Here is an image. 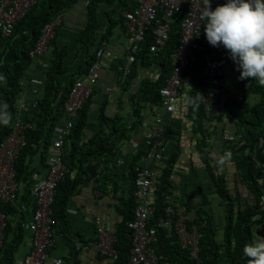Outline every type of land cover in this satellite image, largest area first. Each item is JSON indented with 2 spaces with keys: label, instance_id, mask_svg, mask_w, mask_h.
<instances>
[{
  "label": "trees",
  "instance_id": "1",
  "mask_svg": "<svg viewBox=\"0 0 264 264\" xmlns=\"http://www.w3.org/2000/svg\"><path fill=\"white\" fill-rule=\"evenodd\" d=\"M77 1L36 0L32 9L17 23L13 34L3 37L0 47V77H2L0 105L7 104L9 113V122L0 124V146L12 135L19 122L26 126L23 132L26 144L15 162L17 198L15 202L3 204L1 207L6 216V228L4 245L0 251V264L16 263V254L25 241L26 233L30 232L25 228V222L28 220H25L26 209L23 207L29 204L34 196L36 181L33 180V175H44L49 169L50 152L58 136V129L65 121H67L66 127L69 123L73 124L71 130L63 129L65 132L62 148L63 163L69 172L59 183L53 211L54 218L58 222L55 229L65 224L64 231L68 234L69 241L73 243L71 226L67 219L72 197L81 187L98 179L104 170H110L123 142L130 141L133 134H139L142 128L146 129L145 142V133L158 116L164 115L166 122L169 117L164 113L160 89L167 84L173 71L171 55L178 48V32L182 26V19H176L172 26L170 41L158 55L150 52V46L153 44L151 30L138 50L127 51L135 57V62L129 65L128 73L124 70L127 73L124 80L127 96L125 101L122 97L118 101L120 111L116 113L109 111L112 95L104 93V90L97 86L99 77H92L90 72L99 63L98 52L106 47L104 42L106 40L100 33L105 22L101 19L102 6L114 3L118 6L117 13L111 16L112 19H108L110 22L108 35L116 26L123 23L125 12L137 8V0L90 1L87 8L88 22L80 33L77 45L78 53L82 51L86 53L83 60L77 58L78 53H75L70 45L58 46L57 41L61 32V24H58L56 35L49 45V49L54 45L57 47L53 52L50 66L43 73L45 80L43 91L38 95L34 94V86L26 80L33 66L32 52L37 48L45 26L59 19ZM222 1L224 4L225 0ZM127 47L128 41L126 49ZM206 53L217 58L226 71L225 84L219 85L220 94L216 95L211 105L205 102V98L212 90L203 77ZM141 71H146L147 76L142 78ZM156 72L161 73V79L154 82L149 76ZM187 76L191 78L190 84L181 90V97H185L184 100L188 101L183 118L190 123L195 138L196 153L211 179L215 193L221 200L220 206L225 212L224 227L219 229V225L215 223L210 209L212 206L210 199L198 205L192 204L191 201L180 203L176 200L173 191L174 178L182 156L180 141L182 134L180 131L170 134L167 122L163 140L167 147V137L171 138V146L176 150L170 155L168 152L160 153L163 156V165L157 163L153 156L155 155L153 148L147 147L146 143L132 158L129 174L133 185L124 202V207L127 204L126 209H121L123 221L117 225V229H108L115 236L113 246L117 257L106 256L99 250L100 236L99 228L97 229L98 251L108 262L107 264H130L134 232L129 227V223L136 218L137 202L134 195L137 190L136 178L137 173L143 170L153 172L154 186L148 198L155 208L150 220L152 225H156L171 206L176 210L175 221L179 219L182 209H186L188 214L196 211L197 224L205 223L201 242V261L193 260L189 252L181 248L176 234L170 236L167 234V229H159L156 243L158 247L155 244L153 247H157V253L166 256L170 264H249L248 258L243 254V248L254 239L255 235L261 237L260 229L264 226L262 203L264 153L259 143L260 138L264 137V86L255 80L241 81L240 73L227 51L224 48L218 51L211 45L205 50L195 52ZM30 77L35 78L34 75ZM136 81L138 86L132 87L131 83ZM79 82L90 89L91 93L76 112L77 114H72L68 112L67 104L71 100L75 85ZM193 100L196 101L195 104ZM23 103L30 106L28 112H21L20 106ZM126 105L132 108L129 119L121 111ZM94 106H98L97 127L92 130L90 124ZM145 111L153 116V120L144 114ZM225 117L230 121L228 124L223 122ZM225 129L242 134L244 139L223 143L218 151L214 144L207 143L205 138L221 137ZM89 132L91 136L87 135ZM226 148L231 149L233 155L229 163L221 164L220 161L225 159L223 151ZM40 164L45 168V173H42L44 169L41 170ZM136 167L139 169L137 172ZM243 189L246 193H242ZM165 194L171 196L172 202L166 201ZM34 201L35 211V197ZM32 235L34 242L35 236L33 233ZM73 248L75 249V246ZM52 251H50L51 255H53ZM74 257V255L71 258L64 257V264H80Z\"/></svg>",
  "mask_w": 264,
  "mask_h": 264
},
{
  "label": "built area",
  "instance_id": "2",
  "mask_svg": "<svg viewBox=\"0 0 264 264\" xmlns=\"http://www.w3.org/2000/svg\"><path fill=\"white\" fill-rule=\"evenodd\" d=\"M35 3L36 0H0V33L6 37L11 36L17 23L26 16ZM206 3L207 0H137V8L134 11L124 13V24L129 34L127 51L131 49L133 51L138 50L151 30L153 44L150 46V52L153 55H158L164 50L170 41L173 24L176 19H182V26L178 32V48L171 55L173 71L167 80V84L160 89V96L166 115L176 113L181 90L190 84L191 78L187 74L195 52L205 50L210 46L204 35L206 22L200 19V13ZM220 5H223L222 0H211L213 10ZM61 19L60 17L45 26L38 46L32 52V57L41 59L44 66L46 64L43 62V57L49 50L50 42L56 35L57 25L61 23ZM215 49L219 51L223 47ZM103 57L104 50L99 51V63L100 61L102 62ZM204 59L206 60V67L203 77L208 81L212 89L205 98V102L211 105L216 95L220 94L219 85L225 84L226 71L221 62L213 55L206 53ZM127 60L128 66L124 70L128 73L130 71L129 65L135 62V57L132 54H128ZM99 63L90 71L93 75L92 77H97L95 73L101 68ZM28 78V82L35 88L34 94H40L45 81L37 77ZM149 79L154 82L158 81L161 79V73H152ZM90 93L91 90L85 87L82 82L77 83L72 92L71 100L67 104L68 112L77 114L76 112L82 107ZM29 108L30 106L24 103L20 106L21 112H28ZM223 122L228 124L230 121L225 117ZM72 126L73 124L69 123L66 127L67 131L71 130ZM166 127V118L160 114L145 133L146 146L153 148L155 154L153 156L159 165H163V156L160 153H167V147L163 140V133ZM25 129L26 126L19 122L12 135L0 146V251L4 245L6 228V216L1 207L3 204L15 202L17 198L18 183L16 180L15 162L20 155L22 147L26 144L23 136ZM64 133L63 129H58V136L50 152V165L47 172L44 175H33V180L36 181L33 190V195L36 199V210L31 219L25 222V228L35 236L32 251V259L35 264H64L62 258L50 254V251L57 245L54 231L58 222L54 218L53 211L55 195L59 183L69 172L63 163ZM216 137H206L205 140L209 144H214ZM221 139L224 143H232L243 141L244 138L242 134L225 129ZM259 147L263 148L264 153V137L260 138ZM228 153L231 155L228 156ZM223 154L225 157L223 163H229L233 151L226 148ZM137 171H139L138 167H136ZM152 177L153 172L151 170H143L137 173V190L134 194L137 202L136 218L129 223V227L134 232L130 264H170L166 256L160 255L156 251L159 229L161 228L167 229V234L170 236L176 234L181 248L187 250L193 260L201 261V242L204 236L205 223H196L198 219L196 211L188 214L186 209H182L179 219L175 221L176 210L171 206L168 208L167 214L161 217L156 225L151 224V216L155 210L154 206L151 205L152 201L150 202L148 199L154 186ZM165 197L167 202H172L171 196L165 194ZM262 203L264 204V198ZM98 234L100 236L99 250L106 256L117 257V252L113 246L115 242L114 234L104 225L99 226ZM260 234L264 237V226L261 227ZM154 244L157 246L156 248L155 246L153 247Z\"/></svg>",
  "mask_w": 264,
  "mask_h": 264
},
{
  "label": "crops",
  "instance_id": "3",
  "mask_svg": "<svg viewBox=\"0 0 264 264\" xmlns=\"http://www.w3.org/2000/svg\"><path fill=\"white\" fill-rule=\"evenodd\" d=\"M90 1L91 0H78L61 16V32L59 40L57 41L58 46L68 44L73 48L72 50L75 53L77 52L79 47H77L78 38L88 22L87 8L91 3ZM117 7L116 3H114L112 5L104 4L101 8V19L105 22L100 33L106 40L104 41L106 47H104V57L101 62V68L95 73V76L99 77L97 86H99L102 91L104 90V93H110L112 95L109 108L111 113L120 111L118 101L121 97L123 101H125L127 96L124 81L127 73L124 72V69L128 66V52L126 49L128 33L125 28V21L123 20L122 24L116 26L112 33L107 35L110 23L108 19H112L111 16L117 13ZM3 37L5 36L0 33V47L3 43ZM56 47L57 45L50 47L49 51L43 57V62L46 64L45 66L41 59H33L32 69L29 70L26 76L27 82L30 75H34V77L45 81L43 73L50 66L53 52ZM85 54L84 51L79 52L77 58L83 60ZM146 76V71H141V77L143 78ZM131 85L132 87H137L138 81L131 83ZM42 91L41 89V92ZM184 98L185 97H180V103L177 105L176 113L167 117L170 134L178 131L182 134L180 137L182 156L179 167L176 170L173 191L176 200L180 203L191 201L192 204L198 205L201 203L204 204L206 199H210L212 202L210 209L213 212L214 221L218 225V223L220 224V220L224 219L225 212L223 207L220 206L221 200L215 193L211 179L208 173L203 169V164H201L196 153L195 138L193 137L190 123L183 118L184 113L187 111L188 102L184 100ZM97 107L98 106L93 107L91 114L90 126L92 130L97 127ZM121 111L127 116V119L130 118L132 113L131 107L126 105ZM144 114L146 116L148 115L150 120H153V116L148 111H145ZM21 115L23 116V113H21ZM66 124L67 121H65L59 129L66 128ZM145 130V128H142L139 130V134H133L130 141L123 142L116 160L111 164L110 170H104L102 172L103 174H101L98 179L81 187L77 194L72 197L67 219L71 226L70 233L74 241L73 243L69 241V236L64 231L66 229L65 224L55 229L54 234L57 245L52 251L54 256L71 258L72 255H74V258H76L80 264L108 263L100 256L98 251L97 229L100 225H104L108 229L114 230L117 229V225L123 221L124 217L121 214V209H126L127 204L124 207V202L127 200L126 198H128L133 185V180L129 174V171H131L132 158L145 146ZM87 135L91 136V132ZM167 139V152L170 155L176 149L174 146H171V138L167 137ZM223 143L221 137L217 136L214 146L220 151V147H222ZM40 166L41 170L44 169L42 173H45V168L41 164ZM242 193H246L244 189ZM23 208L26 209L25 220H30L35 209L34 196L29 204H25ZM73 246H75V249ZM33 247V235L27 232L25 241L21 244L16 254L15 264H35L31 254Z\"/></svg>",
  "mask_w": 264,
  "mask_h": 264
},
{
  "label": "clouds",
  "instance_id": "4",
  "mask_svg": "<svg viewBox=\"0 0 264 264\" xmlns=\"http://www.w3.org/2000/svg\"><path fill=\"white\" fill-rule=\"evenodd\" d=\"M200 19L206 22L204 35L208 43L227 51L240 73L239 79L255 80L264 86V0H225L215 10L207 0ZM7 109V104L0 105V124L9 122ZM243 254L249 264H264V238L255 235L244 246Z\"/></svg>",
  "mask_w": 264,
  "mask_h": 264
},
{
  "label": "rangeland",
  "instance_id": "5",
  "mask_svg": "<svg viewBox=\"0 0 264 264\" xmlns=\"http://www.w3.org/2000/svg\"><path fill=\"white\" fill-rule=\"evenodd\" d=\"M60 31H61V27H60ZM63 31V30H62ZM216 149V148H215ZM218 151L216 150L215 153H217ZM212 200V199H211ZM214 200V199H213ZM224 219L220 220V224L218 223L219 225V229H222L223 228V225L225 223V220L223 221ZM222 232V231H221Z\"/></svg>",
  "mask_w": 264,
  "mask_h": 264
}]
</instances>
